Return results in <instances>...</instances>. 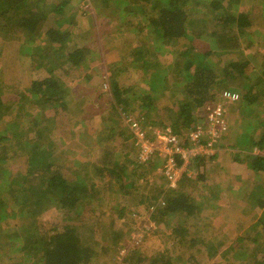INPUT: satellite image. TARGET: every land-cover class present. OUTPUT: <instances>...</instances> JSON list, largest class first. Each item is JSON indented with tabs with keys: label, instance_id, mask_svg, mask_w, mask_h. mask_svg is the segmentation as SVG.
<instances>
[{
	"label": "rangeland",
	"instance_id": "1",
	"mask_svg": "<svg viewBox=\"0 0 264 264\" xmlns=\"http://www.w3.org/2000/svg\"><path fill=\"white\" fill-rule=\"evenodd\" d=\"M47 1L59 3L61 0ZM187 1V22L195 29V42L215 45L216 38L218 40L220 37H210L208 33L217 32L220 25L213 20L205 25L197 18L198 9L207 0ZM155 2L165 4V0H70L62 14H49L45 19L43 31L53 26L59 33H67V47L57 51L61 58L66 59L69 51L78 48H83L86 56L84 69L77 72L69 69L68 75L63 73L59 76L68 84L72 80L75 82L67 87L66 93L71 109L65 110L63 106L52 108L47 122L53 123L54 127H50L51 130L43 134L40 144L44 147L55 145L52 147L54 168L63 176L70 181L93 184L99 192L97 198L94 189L85 197L84 202L90 203V206L75 207L66 212L54 209L51 214L40 212L38 218L41 226L43 229L47 225L49 228L52 223L61 228L65 224L74 226L82 242L93 251L90 264H133L138 256L147 258L156 251L171 252L178 264H185L184 261H178V257L182 255L189 258L191 254L197 256L192 258L191 264H264V205L260 207L258 203L260 199H264V178L255 176L246 166L244 158L250 152H262L258 147H252L251 142L244 141L247 140L245 134H253L254 138H259L261 126H255V116H262L260 119L264 120V95L255 103H249L246 99L240 100L235 88H241V83L229 81L227 86H234L233 89L236 90L231 91V95L226 94L206 102L202 109L194 107L197 116L202 112L198 124L202 123L205 127L209 111L217 105H223L228 128H221L222 135L219 140L222 150L215 149L217 155L214 158L190 160L185 156L184 159L189 160V163L185 160L181 162L182 156L177 153L176 146L169 142V138L178 137L184 148L192 149L188 137L193 128H183L178 135L172 133L177 128L176 122L179 118L176 107L169 108L174 94L171 97L170 93L162 97L161 103L151 108H143L140 102L129 95V103L122 109L124 104L117 106L111 97L112 87L107 83L114 79L121 87L133 82L138 91H149L144 64L139 60L136 62L137 66L132 63V49L140 50L143 47L146 51L154 44L146 24L150 21L149 14L154 15L155 9L152 8H155ZM230 3L234 5L231 6ZM222 6L230 12L248 11L252 16L244 35L241 36L239 31H235L240 39L231 57L240 61L244 54L248 57L253 55L255 62L260 63L264 60V0H223ZM141 21L146 22L144 27H138L137 23ZM201 31L203 33L199 35L200 38L198 34ZM245 37L249 39L244 40ZM46 40V36L36 37L29 31L0 34L2 83L9 86L6 89L7 94L1 98L5 108L0 111V135L8 137L5 141L0 140V182L3 180L0 183V198L3 199L5 193L16 192L12 180L16 177L22 179L26 173L28 155L25 139L30 140V136L32 139L37 137L36 131L39 128L37 126L30 129L25 116L20 119L19 125L16 113L21 117L25 111L21 109L20 102L8 97V93L10 90L16 93L19 87L25 85L30 86L31 79L39 80L50 75L46 67L53 61V45L43 46ZM127 40L130 41L127 46L131 51H127L129 55L117 49L119 44H124ZM250 40L252 43L248 46ZM177 41L181 44L187 40ZM222 42L226 41L222 39ZM226 45L228 43L222 44ZM173 48H178V44H166L161 52L153 50L149 61L152 63L157 59L165 65L173 59L170 53ZM221 57V62H224L230 55L224 54ZM32 59L34 62L43 61V67H35ZM71 64L68 60L66 69ZM117 66L119 71L114 69ZM126 71L133 73V79L125 75ZM53 73L60 74L58 67ZM88 75L90 79L86 78ZM240 93L243 95L244 91L240 89ZM158 95L160 97L159 93ZM109 103H114L115 106L110 107ZM8 105L12 106L9 112L6 111ZM26 109H32L30 102L26 104ZM33 109L34 123L37 124L44 110L37 111L35 107ZM125 110L128 116L141 123L145 138L153 143L154 152L144 162L139 161L142 148L137 138L129 134L133 129L126 123ZM109 128H113V136L116 134L113 143L110 139L112 135L106 133ZM205 138L206 134H203L201 139ZM111 144L113 156L107 163L113 164L117 159L127 165L131 180L128 192L120 189V184L115 183L108 171H104L102 178L94 177L97 169L104 163L106 147ZM171 157L178 166L175 188H171V179L163 173V170H167ZM183 168L191 172V178L185 179L181 176L185 170ZM3 169L4 172H1ZM198 173H203L204 177L199 178ZM178 186L182 187L179 190L195 200L197 207H192L195 213L188 218L180 214L162 216L156 211V206L163 205L169 190H178ZM13 194L14 200L9 206H12L13 212H17L22 196L18 192ZM17 214L21 215L19 211ZM11 218L14 217L6 218L3 223L5 234L16 230L12 225L11 228L7 227L12 222ZM181 222L188 227V232L184 231L187 235L186 242L176 240L170 233V228L175 225L183 226ZM239 235L246 238L257 235L258 240L254 242L244 238L238 241L236 238ZM1 240L0 243L3 242ZM236 242L239 243L238 246L245 247V252L250 253L249 257L238 256L236 253L241 254L238 247L227 249ZM211 253L213 255L209 258ZM20 256L23 255L16 252L12 244L3 245L2 251L0 250V264H15L22 261Z\"/></svg>",
	"mask_w": 264,
	"mask_h": 264
},
{
	"label": "trees",
	"instance_id": "2",
	"mask_svg": "<svg viewBox=\"0 0 264 264\" xmlns=\"http://www.w3.org/2000/svg\"><path fill=\"white\" fill-rule=\"evenodd\" d=\"M69 1L70 0H61L59 3H55L53 1L48 2L47 0H0V34L5 35L14 34L18 31H29L31 35L36 37L44 35L48 40H46L47 42L44 43L43 46L49 47L53 45L52 54L54 55L53 61L49 62L48 67H46L50 74L49 76L39 80L31 79L30 86L25 85L24 87H19L16 93L11 90L10 93H8V97L12 98L15 102H20L21 109L25 111L21 117L19 113H16L19 119V125L20 119L25 116L28 121L27 125H29L30 129L39 126L36 131L38 134L37 137L32 139V136H30V140L25 139V147L27 148L26 151L28 155V169L23 178H20L21 182H19V177L12 180L13 189L16 190V192L13 191V193L18 192L22 196L20 197L21 204L17 206L21 215L18 216V211L13 212L12 206H9L14 200L13 193H5V196L3 195L4 199L3 197L0 198V239L3 241L0 243L2 244L0 245V250L2 251L3 245L12 244V246L16 248V252L23 255L20 256V258L22 257V261L15 264H90L93 256V251L88 245L82 242L74 226L65 224L61 228L56 223H52L49 228H47V225L43 229L41 220L38 218L40 212L51 214L54 209H62L66 212L75 207L90 206V203L84 202L85 197L94 189L95 198H97L99 192V189L97 187L95 188L93 184H88L85 181H70L63 176L60 171L54 168L52 147L55 145L44 147L40 144L43 134L51 130L50 127L53 126V123L49 124L47 122L52 108L63 106L65 110L71 109L66 93L67 87L75 82L72 80L68 84L62 81L59 76L63 73L68 75L69 69L76 72L80 71V69H84L83 65L85 64L84 57L86 53L83 48L69 51L66 59L61 58V55L57 54L59 49L64 50L67 47L65 42L67 33H59L58 29H54L53 26L48 27L45 31L42 30L47 16L49 14H62ZM102 1L105 2L108 0ZM187 2V0H165V2H163L165 4L155 2L156 6L152 8L155 9L154 15L149 14L148 18L150 21L146 24L147 31H149L151 37L153 36L151 39L154 44L153 46H149L146 51L143 47L140 48V50L135 49L136 51L132 49V55H134L132 63L137 66V60H139L142 62V65L144 64L145 80H147L149 84V91H138L137 85L133 82L132 84L130 83L122 87L119 86L116 79L107 83L112 87L111 97L116 105L119 106L124 104L122 109L127 107L130 100L129 95H131L135 101L140 102L143 108H151L154 105L160 104L162 97L169 93L170 97L174 94L169 108H172V106L176 107L179 116L176 122L177 128L172 132L176 135H178L183 128L190 127L196 130L199 125H202V123L198 124L199 118L202 117V112L198 114L201 117L197 116L194 107L202 109L206 102L217 99L219 96H225L231 91L237 90L241 95L240 89L244 91L243 95L240 96V100L246 99L249 103H255L264 95V60L262 59L260 63H257L253 55L248 57L247 54H244L240 61L234 60L233 57H231L235 48L238 47L237 44L240 39L235 31H239L238 34H241V36L246 33L245 29L250 25V18H252L251 14L248 11L238 10L230 12L227 8L222 6L223 0L204 1L202 4L203 7L198 9L199 13L197 14V18L205 25L212 20L217 22L220 25L219 30L217 32H210L208 35L210 37L220 38L218 40L216 38L215 45H208L207 42L202 44L200 42H195L197 40V38H194L195 29L187 22L189 20V14L186 12V8L189 9ZM230 5L232 6L234 4L230 3ZM204 9L207 10V12H205ZM130 23L132 25V22ZM145 23L146 22L141 21V23L138 22L137 25L138 27H144ZM196 30L198 29L196 28ZM202 33L203 31L198 34V37H200L199 35ZM218 34L221 35L218 36ZM222 35L227 37H222ZM180 39L187 41L180 44V42L177 41ZM222 39L226 42H222ZM248 39L249 37L244 38V40ZM129 42L130 41L127 40L124 44H119L117 49L119 48V51H124L125 54L129 55L127 53V51L131 52L127 47ZM223 43H228V45L222 46ZM251 43L252 40H250L248 46H251ZM166 44H178V48H173L170 52L173 55V59L165 65L157 59L151 63L149 61V55L152 54V51L161 52ZM142 45L147 47L145 44ZM54 46L58 47L55 48ZM224 54L230 55V58L221 62V56ZM39 57L43 58L40 55ZM215 58L218 59L216 60ZM68 60L71 61L72 64L68 65V69H66ZM32 61L35 67H43V61L35 60L34 62V59H32ZM130 63L131 61L129 65ZM57 67L60 70V74L56 73L55 75L53 70ZM118 67L119 66L114 69L119 71ZM125 68L127 70L128 65H126ZM112 70L113 69H111V71ZM259 71L261 73H259ZM131 73L132 72L126 71L125 75L133 79L132 77H134V75ZM2 75L3 73L0 70V111L5 108V104L1 100L2 95H6V89H9V86L2 83ZM89 76L90 75L86 76V78L90 79ZM229 81L240 82L241 88L227 86ZM179 82H181V86ZM29 102L31 103L32 109L27 111L26 104ZM94 103H96V98ZM108 105L110 106L111 104L109 103ZM111 106L114 107L115 104L113 103ZM11 107V105H8L6 111H11ZM34 107L37 111L44 110L37 124L34 123V114H32ZM249 112L250 111H248V113ZM124 113H126L124 117L128 116L126 110ZM255 118L257 121L255 126L257 128L261 126L259 138H254L253 134H245L247 140L245 139L244 142H251L250 144H252V147H258L262 152H250L246 154L244 158L253 174L255 176H263L264 178V120L260 119L263 117L259 115H257V117L255 116ZM126 126L127 124H125V127ZM112 130L113 128H109L106 133L112 135ZM129 134L134 136L132 131H130ZM202 134H205V132H202ZM115 137L116 134L114 136L112 135V138H110L112 143ZM7 139L8 137L6 135H0L1 141ZM112 146L111 144V146L106 147L107 151L104 154V163L97 169L94 177L102 178L104 171H108L115 183L120 184V189L124 192H128L127 188L131 185V180L127 173V165L119 162L117 159L113 164L107 163L110 161L111 156H113L111 150ZM192 146L193 144L190 145V147ZM214 148H220L219 139L214 142ZM216 155L217 152L214 151L208 155H198L194 158H196V160H205L206 158H214ZM177 157H179V155H177ZM1 172H4V169ZM184 175L183 178L185 179L191 178V176ZM198 176L202 179L204 174L198 173ZM2 182L3 180L0 183ZM261 187L262 184L260 188ZM180 188L182 187H179L178 190H169L163 202L164 204L156 206V211H158L159 214L162 216L180 214L188 218L195 213V211L192 210V207H197L195 200L186 192L179 190ZM258 203L260 207L263 206L264 199H260ZM150 205L148 206L149 211L151 210ZM12 216L14 218H11L12 222L7 227L11 228L12 225L16 230L5 234V225H3V223L6 218ZM181 224H183V226L177 224L173 228H170V233L176 240H184L186 242L187 235L184 234V231L188 232V227L183 222H181ZM244 238L246 237L239 235L236 240L240 241ZM248 239L257 242L258 236L256 235L253 238H246L244 240ZM238 245V242L232 243L227 249H235L238 247L241 249V254L236 253L238 256L249 257L248 255L250 253L247 251L245 252V247H240ZM211 255H213V253L209 254V258L212 257ZM195 257H197L195 254H191L189 258L181 255L177 260L180 262L184 261L185 264H191L192 258L195 259ZM174 260V254L171 252L164 253L156 251L154 255L147 258L138 256L133 264H178L175 262L176 260ZM203 263L201 262L199 264Z\"/></svg>",
	"mask_w": 264,
	"mask_h": 264
},
{
	"label": "built area",
	"instance_id": "3",
	"mask_svg": "<svg viewBox=\"0 0 264 264\" xmlns=\"http://www.w3.org/2000/svg\"><path fill=\"white\" fill-rule=\"evenodd\" d=\"M126 123H128L130 128L133 129L132 132L135 135V138H137L140 148H142L139 152V161L144 162V160L148 159L154 152L153 143L149 142L145 138L144 131L142 130V125H140L141 123L134 117L126 116ZM227 123L228 121L226 117L225 107H223V105H217L215 108H212L211 111H209L205 127L199 125L196 130L194 129L189 133L188 138L190 143L193 144L192 149L184 148L180 144V139L178 137L173 136L169 138V142L176 146L177 153L182 156L181 162L185 160L186 163H189V160L184 159L185 156H188V158L191 160L195 156H205L215 151L214 142H216L217 139L220 138V135H222L221 128L227 130ZM202 132H205L206 139H201L203 136ZM256 153H258V151H256ZM177 169V163L175 162L174 158L171 157L167 164V170L165 169L166 172L165 170H163L164 175L171 179V188H175L177 186L175 183V180L177 179ZM184 174L190 176L191 172L185 169L181 176H183ZM181 176H179V178Z\"/></svg>",
	"mask_w": 264,
	"mask_h": 264
},
{
	"label": "crops",
	"instance_id": "4",
	"mask_svg": "<svg viewBox=\"0 0 264 264\" xmlns=\"http://www.w3.org/2000/svg\"><path fill=\"white\" fill-rule=\"evenodd\" d=\"M237 93H239V92L237 91ZM229 95H231V92L229 93ZM234 96H235V95H234ZM234 96H233V97H234ZM238 98L240 99V94H238ZM239 99H238V100H239ZM220 150H222V149L220 148ZM234 166H236V164H235ZM246 166H247V163H246ZM247 167H248V166H247ZM248 168H249V167H248Z\"/></svg>",
	"mask_w": 264,
	"mask_h": 264
}]
</instances>
